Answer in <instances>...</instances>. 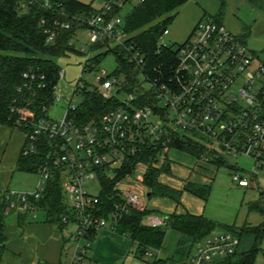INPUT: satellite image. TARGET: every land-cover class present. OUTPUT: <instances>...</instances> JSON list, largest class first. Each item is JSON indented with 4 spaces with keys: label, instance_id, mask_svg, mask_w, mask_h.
I'll list each match as a JSON object with an SVG mask.
<instances>
[{
    "label": "built area",
    "instance_id": "2783aa9c",
    "mask_svg": "<svg viewBox=\"0 0 264 264\" xmlns=\"http://www.w3.org/2000/svg\"><path fill=\"white\" fill-rule=\"evenodd\" d=\"M124 3L125 0H106L98 12L88 15L71 14L53 0L20 2L24 10L38 5L51 12L49 18L40 19L48 44L56 40L60 31L78 26L68 41L70 45L76 48L77 33L87 30L91 49L99 42L120 46L138 70L132 84L116 72L106 75L102 69L93 89L77 86L78 92L97 91L104 100H115L114 107L99 119L79 123L67 111L62 120H53L48 117L46 107V115L35 119L25 107L12 108L16 113L13 128L25 133L22 153L38 157L40 178L33 191L0 190V203H4L8 215L30 212L36 218L41 210L37 203L50 179L59 174L64 198L60 222L63 228L73 225L70 236L75 246L67 264H102L89 258L92 238L103 228L115 230L117 222L132 209H148L150 186L146 179L151 170L160 169L163 173V168L172 164L169 152L176 148L173 145L176 140L195 135L193 139L206 147L199 158L205 162L226 153L244 155L254 161L252 175L264 170L261 54L248 48L222 23L205 16L185 42L174 46L176 62L170 70H156L155 75L149 76L142 51L135 44L126 43L124 20L119 16ZM168 33L166 28L158 42L159 48L170 46L162 41ZM121 34L123 38L119 37ZM113 42L115 45L111 46ZM86 49L82 46L81 51ZM65 75L61 69L59 81ZM24 77L27 81L19 91H32L36 74L25 72ZM234 179L241 186L250 185L243 175L235 174ZM103 180L113 183L112 190L120 199L107 212ZM146 220L154 227L167 224L166 218L152 214ZM240 244V238L232 231H214L197 241L181 264H216L234 254ZM160 254V251L155 254L151 247L145 251L157 264Z\"/></svg>",
    "mask_w": 264,
    "mask_h": 264
},
{
    "label": "trees",
    "instance_id": "16d2710c",
    "mask_svg": "<svg viewBox=\"0 0 264 264\" xmlns=\"http://www.w3.org/2000/svg\"><path fill=\"white\" fill-rule=\"evenodd\" d=\"M22 0H0V126L14 127L13 119L16 113L13 107H25L31 111L35 119L44 117V108L54 101L55 86L59 81L60 66L57 58L69 51H78L68 43L76 33L78 26L73 30H62L52 44L46 41V34L40 24L42 16L50 17L51 12L38 5H31L28 10L20 6ZM60 3L71 14L86 13L92 15L99 11V6L93 5L95 0L89 3L81 0H53ZM106 1V0H102ZM130 0H125V2ZM189 0H144L134 5L131 12L124 19L126 43L135 44L146 58L145 72L149 76L155 75L157 70H167L176 62V50L174 44L159 48L158 42L168 24L175 18L174 12ZM118 11V10H117ZM163 18V19H159ZM84 63V71L87 68L92 71L109 53H113L118 61L116 73L125 77L126 81L133 83L136 80L138 70L126 57V52L120 46L110 47L108 43L99 42L94 45L95 50L105 48ZM91 61V63H89ZM91 64V65H90ZM25 72H33L37 79L33 82V90H22L27 79ZM43 76V78H42ZM40 85V86H39ZM130 85V84H129ZM130 90H133L131 88ZM115 100H104L97 91L84 90L83 101L76 108H69L68 112L77 122H88L99 119L110 108L114 107ZM23 131V130H22ZM173 145L186 151L197 158H201L206 147L190 136L174 141ZM224 157L212 156L210 161L219 165ZM170 165L163 168L170 173ZM38 157L34 154L24 156L21 152L17 169L24 172H37ZM162 173L160 169L150 171L146 183L150 186V196L163 195L179 200L181 191L175 190L159 181ZM105 186L106 201L104 211L114 207V201L120 200L112 190V182L103 180ZM186 191L207 200L211 193V185L188 182L184 188ZM260 201L251 202L249 209L258 211L264 216V193H261ZM62 186L59 174H56L48 183V188L43 197L37 203L45 211L43 221L55 223L60 230L63 224L60 215L64 210ZM152 210L132 209L117 222L115 231L127 235L135 244L136 253L145 254L149 247L161 248L168 229L180 233L177 251L170 258L171 263L181 264L187 259L194 244L215 231L216 223L204 215L192 213L169 214L165 226L154 227L145 219ZM4 212V203H0V264L3 262L12 264L16 259L7 251V236L5 228L8 225ZM33 219L30 212H20L18 225L24 227ZM227 231L237 234L241 240L236 252L230 256L216 261V264H254L257 252L261 249L264 236V221L260 225L244 224L241 227L228 226ZM9 255L8 258L5 257ZM8 259V260H7ZM161 261V260H159Z\"/></svg>",
    "mask_w": 264,
    "mask_h": 264
},
{
    "label": "rangeland",
    "instance_id": "374dc122",
    "mask_svg": "<svg viewBox=\"0 0 264 264\" xmlns=\"http://www.w3.org/2000/svg\"><path fill=\"white\" fill-rule=\"evenodd\" d=\"M81 1L89 3L92 0ZM103 2L102 0H95L93 5L99 6ZM139 2L140 0L125 2L119 11V16L124 20L133 6ZM172 13L175 14V18L168 24L169 33L162 38V41L166 44L179 45L185 42L193 30L191 25L194 22L198 23L205 16H210L238 36L248 48L261 54L264 58V0H189ZM77 34L75 46L78 51H69L57 58V64L62 70H65L66 75L60 79L56 98L47 108V115L53 120H62L69 107H77L82 103L83 93L76 91L77 86L82 85L87 89H93L96 85L97 75L102 69L106 71V75H113L118 70L116 56L109 53L99 64H96L94 70L84 71L86 59L105 51L106 47L97 50L91 49L88 31L81 30ZM119 37L123 38L124 35L121 34ZM114 45V42L111 43V46ZM82 46L87 49L81 51ZM141 80L143 81V79ZM6 131L5 127L0 128V134L2 135L0 142V182L10 181L9 189L33 191L38 184L39 174L18 170L16 163L13 161L14 158H12L17 155L18 143L25 133L20 129H16L15 135L10 137ZM190 137L196 139L193 134ZM187 154L190 153L174 147L169 152L171 162L174 165H179L181 163L180 156ZM212 168L211 171L208 170L211 177L209 183L211 184V193L208 199L204 201V216L211 218L216 223L215 231H227L228 226L260 225L264 221V216L258 211L250 210L249 204L262 199L264 170L257 176L252 175L254 171L252 158L244 155L234 156L228 153L224 154L221 164L217 166L213 164ZM235 174L247 177L250 185L241 186L234 179ZM153 197L151 198L153 199ZM38 213L37 217L44 219L45 211L41 209ZM15 217L16 214L10 213L7 216V224L12 225ZM145 221L147 220L145 219ZM42 222L45 221L29 220L26 224ZM72 226V224L69 225V227ZM180 238L179 232L168 229L162 247L159 249L151 247L155 254L161 252V261L158 264H172L170 258L177 251ZM7 251L8 254H14L8 247ZM8 254L5 259L8 258ZM17 257H19L18 254ZM154 262L155 258L130 252L124 264H157ZM3 264L8 263L3 262ZM254 264H264V236Z\"/></svg>",
    "mask_w": 264,
    "mask_h": 264
},
{
    "label": "crops",
    "instance_id": "0c3cea01",
    "mask_svg": "<svg viewBox=\"0 0 264 264\" xmlns=\"http://www.w3.org/2000/svg\"><path fill=\"white\" fill-rule=\"evenodd\" d=\"M102 5V4H101ZM99 5V7L101 6ZM197 23H193L194 28ZM7 129L6 133L13 137L16 129L9 126H0ZM2 135L0 134V142ZM25 135H22L18 143L14 163H16L23 150ZM194 157V158H193ZM179 165L171 164L170 173L163 172L159 176V181L175 190L181 191L179 200L168 196L149 195L148 209L152 210L153 216L166 218L169 214L192 213L204 215V199L186 191L185 185L188 182L196 184L211 185L209 171L213 168L212 161L205 162L192 154L181 155ZM217 166V165H216ZM209 170V171H208ZM211 174V173H210ZM9 182H0V190L9 189ZM151 198V199H150ZM14 222L8 224L5 228V234L8 238L7 247L14 252L16 256L12 264H67L73 254L74 245L71 242V231L73 227L60 230L56 224L50 222L28 223L24 227L18 225V216ZM41 220L43 218H33L31 221ZM73 241V240H72ZM73 248V250H72ZM136 247L132 239L127 235L119 234L111 228H103L92 238L89 258L92 262L102 264H124L130 252H135ZM17 254L19 257H17ZM8 264H10L8 262ZM173 264V263H172Z\"/></svg>",
    "mask_w": 264,
    "mask_h": 264
}]
</instances>
